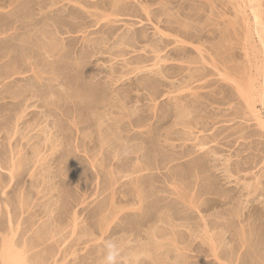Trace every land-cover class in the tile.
I'll list each match as a JSON object with an SVG mask.
<instances>
[{"label": "rangeland", "instance_id": "1", "mask_svg": "<svg viewBox=\"0 0 264 264\" xmlns=\"http://www.w3.org/2000/svg\"><path fill=\"white\" fill-rule=\"evenodd\" d=\"M244 1L0 0V263L264 264Z\"/></svg>", "mask_w": 264, "mask_h": 264}, {"label": "bare ground", "instance_id": "2", "mask_svg": "<svg viewBox=\"0 0 264 264\" xmlns=\"http://www.w3.org/2000/svg\"><path fill=\"white\" fill-rule=\"evenodd\" d=\"M249 2H253V1H255V2H258L257 4H260V1L261 0H248ZM246 2V0L244 1V3ZM248 3V2H247ZM257 4H253L252 3V7H251V9H253L252 11H253V17H252V20L251 21H249L248 20V23L249 22H252L253 21V18H254V20H256L257 21V23H260V21H262V17H264V16H262L264 13H262L261 14V12L262 11H260V9H259V7H260V5H259V7H258V5ZM245 5H246V3H245ZM257 5V6H256ZM247 6H249L248 4L246 5V7ZM261 8V7H260ZM250 13H252V12H250ZM245 14V16H246V13H244ZM249 14V13H248ZM247 14V15H248ZM250 18V17H249ZM262 18V19H261ZM248 19V16H247V18H246V20ZM254 23V22H253ZM251 25H252V23H250ZM256 24V23H255ZM251 25H250V29H251ZM258 25V24H257ZM254 26V25H253ZM252 26V27H253ZM260 26V25H259ZM258 26V27H259ZM261 27V26H260ZM254 28V27H253ZM259 29H261V28H259ZM261 31V30H260ZM262 32V31H261ZM259 37H260V40H261V43H263V36H264V34L263 33H260L259 32V35H258ZM259 41V40H258ZM259 43V42H258ZM259 46V45H258ZM262 47H263V45H262ZM261 49V48H260ZM262 51H264V50H262ZM263 54H264V52H263ZM264 58V57H263ZM262 58V59H263ZM264 62H263V60H262V67L261 66H259V70H257V72H258V74H260V72H261V74H264V64H263ZM261 70V71H260ZM251 77L253 78V79H251L250 77H249V79L250 80H252L251 81V84L250 85H248V88L250 87V88H252L254 91L253 92H255V96H257V99H256V97H254L253 99L254 100H252V105H253V112H254V114L257 112L256 111V107H255V103L257 102V101H259V102H261V104H262V106L264 107V80L263 81H259L258 82V84L255 82L257 79L259 80V78L257 77V74H255V75H251ZM242 78H241V82H242ZM244 80L245 81H247L246 79H245V77H244ZM249 80V81H250ZM244 81V82H245ZM243 83V82H242ZM246 83H249V82H246ZM245 83V84H246ZM245 84L244 85H241V84H239V85H241V86H245ZM247 85V84H246ZM240 88V87H239ZM244 88V87H243ZM243 88L241 89V90H243ZM247 88V86L245 87V89ZM251 89V90H252ZM250 91V90H249ZM243 92V91H242ZM252 92V91H251ZM259 111V110H258ZM184 114V113H183ZM256 116H257V118L259 119V121H260V123H264V119H262L260 116H259V114L257 113L256 114ZM13 171L14 170H12V173H13ZM1 261H2V263H0V264H28V261L26 260V258H25V255H24V253L20 250V249H18V248H16L15 247V245H14V241H7V244L4 246V249L2 250V255H1Z\"/></svg>", "mask_w": 264, "mask_h": 264}, {"label": "clouds", "instance_id": "3", "mask_svg": "<svg viewBox=\"0 0 264 264\" xmlns=\"http://www.w3.org/2000/svg\"><path fill=\"white\" fill-rule=\"evenodd\" d=\"M106 255L104 264H118L119 251L116 244L112 241H108L105 244Z\"/></svg>", "mask_w": 264, "mask_h": 264}]
</instances>
